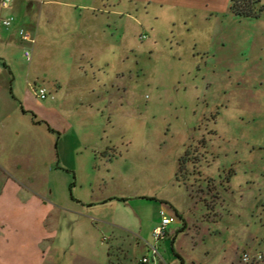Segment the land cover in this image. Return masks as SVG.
Listing matches in <instances>:
<instances>
[{
  "label": "rangeland",
  "instance_id": "1",
  "mask_svg": "<svg viewBox=\"0 0 264 264\" xmlns=\"http://www.w3.org/2000/svg\"><path fill=\"white\" fill-rule=\"evenodd\" d=\"M87 2L12 0L1 10L36 37L31 61L22 43L0 46L8 87L35 95V81L46 85L42 101L65 110L85 144L76 150L72 133L52 140L68 152L39 182L64 212L61 256L55 246L47 264H141L152 246L166 263L178 252L203 264H254L244 254H261L264 264V11L185 24L155 1L115 0L126 12L115 37L125 30V58L110 52L111 64L88 68L75 87L70 31ZM95 72L108 92L90 80ZM93 84L99 97L88 92ZM90 143L99 148L89 152ZM162 209L182 220L157 239Z\"/></svg>",
  "mask_w": 264,
  "mask_h": 264
},
{
  "label": "crops",
  "instance_id": "2",
  "mask_svg": "<svg viewBox=\"0 0 264 264\" xmlns=\"http://www.w3.org/2000/svg\"><path fill=\"white\" fill-rule=\"evenodd\" d=\"M143 1L149 4L155 1L161 7L168 6L170 11L174 12V19L183 20L185 24L197 18L214 21L225 15L237 16L230 9V0ZM8 7L0 4V18L7 16L3 15L1 10ZM125 13L116 9L115 0H88L84 5H78L74 13L77 24L70 31L69 43V50L72 53L69 62L78 71L73 86H84L81 77L89 76L88 68L101 70V67L109 66L110 52L112 54L119 52L118 59L125 58L127 50L125 30L120 33L118 42L115 40L118 21L116 17L124 16ZM15 21L11 27H3L0 31V46H9L17 41L22 43L24 48L28 46L32 50L36 37L35 39L33 37V41L22 40L18 29L23 25L16 24ZM144 35H141V38ZM207 48H210V45ZM3 54L5 51L0 49V56ZM115 68L118 69V65ZM117 69V75H122L123 71ZM6 72L0 63V264H47V256L55 249L58 240H61L59 230L64 212L46 197L39 182L57 171L59 154L62 159L63 154L68 152V144L63 150L60 148L58 151L53 147L52 140L57 132L60 139L63 135L72 133L80 143L77 142L78 145H75L76 150L85 148V144L79 141L80 126L68 119L67 112L56 104L43 102L38 96L37 87L43 85L48 89L46 85L35 81V95L27 87L15 91L14 85L8 87L9 83L4 76ZM90 80L100 84L99 86L102 84V79L97 77L96 72ZM55 85L59 89L62 87L59 82ZM102 85L108 92L107 83ZM87 89L89 93L99 97L98 86L89 85ZM117 89L122 90L121 87ZM48 92L50 94L49 89ZM48 96L44 99H48ZM109 96L113 97L114 92ZM86 148L91 152L99 146L90 143ZM173 213L178 221L182 220L178 209H174ZM90 216L92 215L88 214L91 219ZM193 242L194 248L198 249V240ZM59 247L58 257L61 256L62 245L57 246ZM176 254L178 260H172V263H166L162 256H159L160 264H179V261L181 264H203V258L198 254L188 256L191 262L181 253ZM108 264H121V261L118 263L108 261Z\"/></svg>",
  "mask_w": 264,
  "mask_h": 264
},
{
  "label": "built area",
  "instance_id": "3",
  "mask_svg": "<svg viewBox=\"0 0 264 264\" xmlns=\"http://www.w3.org/2000/svg\"><path fill=\"white\" fill-rule=\"evenodd\" d=\"M11 2L12 0H0V4L3 7H8ZM14 21H15V17L12 15L0 18V31L2 30L3 27H7V28L11 27L14 24ZM18 33L22 40L33 41V33L28 28L21 26L18 29ZM142 37L145 38V35ZM24 56L29 61L32 59V50L30 47L27 46L24 48ZM37 94L40 98L44 99L48 96L49 92L45 86L40 85L37 87ZM160 213L162 215L161 223L157 225L153 230V233L157 237V239H160L167 234V226L170 223H172L174 220V217L169 216L166 210L162 209ZM152 250L154 254L153 258H150L149 256L146 255L141 258L140 260L141 264H160L159 261L160 254L157 247L152 246ZM262 258L263 255L261 254L251 256L248 253H245L243 256V261L248 263L253 259L254 264H260Z\"/></svg>",
  "mask_w": 264,
  "mask_h": 264
},
{
  "label": "trees",
  "instance_id": "4",
  "mask_svg": "<svg viewBox=\"0 0 264 264\" xmlns=\"http://www.w3.org/2000/svg\"><path fill=\"white\" fill-rule=\"evenodd\" d=\"M231 11L240 17H252L258 18L264 11L263 0H230ZM181 160V166H183V160Z\"/></svg>",
  "mask_w": 264,
  "mask_h": 264
}]
</instances>
